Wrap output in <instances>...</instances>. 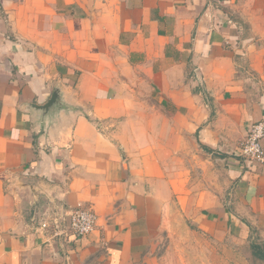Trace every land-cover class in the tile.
<instances>
[{"label": "crops", "instance_id": "1", "mask_svg": "<svg viewBox=\"0 0 264 264\" xmlns=\"http://www.w3.org/2000/svg\"><path fill=\"white\" fill-rule=\"evenodd\" d=\"M261 120L264 0H0V264H166L187 221L264 239ZM79 203L84 239L42 227Z\"/></svg>", "mask_w": 264, "mask_h": 264}, {"label": "rangeland", "instance_id": "2", "mask_svg": "<svg viewBox=\"0 0 264 264\" xmlns=\"http://www.w3.org/2000/svg\"><path fill=\"white\" fill-rule=\"evenodd\" d=\"M227 230L216 235L190 221L180 223L172 236L164 234L161 252L169 253L168 264H264V259L256 255V246L264 252V239L254 234L238 239Z\"/></svg>", "mask_w": 264, "mask_h": 264}, {"label": "built area", "instance_id": "3", "mask_svg": "<svg viewBox=\"0 0 264 264\" xmlns=\"http://www.w3.org/2000/svg\"><path fill=\"white\" fill-rule=\"evenodd\" d=\"M264 120L254 122L244 140L240 144L242 155L251 162L264 164ZM58 216V217H57ZM51 216V222H42V227L53 225L56 230L54 237L67 232L76 240H81L91 234L97 226L98 216L88 205L79 203L60 217ZM54 217V218H53ZM65 227V231L63 228Z\"/></svg>", "mask_w": 264, "mask_h": 264}, {"label": "trees", "instance_id": "4", "mask_svg": "<svg viewBox=\"0 0 264 264\" xmlns=\"http://www.w3.org/2000/svg\"><path fill=\"white\" fill-rule=\"evenodd\" d=\"M256 248H257L256 255H257L259 258L264 259V252H263V250L260 249V247H257V246H256Z\"/></svg>", "mask_w": 264, "mask_h": 264}]
</instances>
